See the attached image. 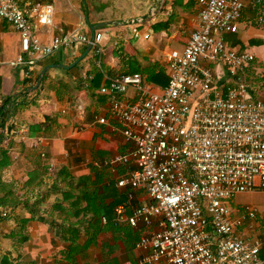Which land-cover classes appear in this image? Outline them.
Here are the masks:
<instances>
[{
	"label": "built area",
	"instance_id": "built-area-1",
	"mask_svg": "<svg viewBox=\"0 0 264 264\" xmlns=\"http://www.w3.org/2000/svg\"><path fill=\"white\" fill-rule=\"evenodd\" d=\"M246 2L197 0L198 10L182 31V51L167 56L164 89L152 88L140 73L110 83L111 113L132 148L113 163L133 167L116 179L132 215L126 217L125 206L119 205L114 222L136 230L157 221L155 230L135 245L137 264H264L263 241L248 236L245 228L256 208L235 217L229 208L238 195L264 192V101L250 97L246 74L255 56L230 48L225 39L238 32ZM58 3L0 0V21L19 34L16 64L26 68L25 77L39 60L90 43L79 31L52 35L46 43L35 36L36 20L53 26ZM142 23L130 25V34L151 41L154 34L144 32ZM102 38V31L94 33L98 68ZM216 66L230 71L231 84L215 88ZM80 82L85 90L107 92L94 87L91 75H82ZM127 88L138 91L140 99L128 103L116 97Z\"/></svg>",
	"mask_w": 264,
	"mask_h": 264
},
{
	"label": "crops",
	"instance_id": "crops-1",
	"mask_svg": "<svg viewBox=\"0 0 264 264\" xmlns=\"http://www.w3.org/2000/svg\"><path fill=\"white\" fill-rule=\"evenodd\" d=\"M58 2L53 26L46 27L41 21L36 20L34 22L35 36L43 43H46L52 35L72 31H79L91 37L92 32L90 27H86L83 31L85 27H82L80 24H74L70 22L69 19L66 20L63 18L62 14L64 12L73 11L74 8L70 5L67 6L64 0H58ZM95 4L98 5L97 1ZM175 6L176 4L173 0H162L161 6L151 15L153 17L147 24V32H152L154 34L151 41L142 38H133L132 35L129 34L130 26H121L115 29L107 27L102 29L103 38L101 45L103 46V52L100 56L101 66L98 68L95 65V69L100 72V75L96 77L91 73H87V75L93 77V83L96 89L105 88L107 90L106 93H99L95 90H85L82 88L80 82L82 75H86L84 73L86 69L93 68L92 63L93 61L95 63V60L98 58L96 57L95 60L93 59L90 62L89 60L92 59V53L89 51L85 55V57L89 56L88 60H83L85 58L83 57L74 64L86 51V44H77L70 50L60 51L53 56L39 60L31 70V73L38 74V78L43 69L49 65L62 64L69 67L74 64L71 68L64 69L70 70L71 77L78 85L77 87H73L70 84L57 82L50 86L47 82L46 85L39 89L40 82L36 90H32L33 86L24 93L23 96H26V99H30L36 95L49 97L53 104V117L33 116L24 106H20V102L16 104L10 116L4 114L9 108L10 103L14 101L13 98L10 101H6V97L13 93L19 94L21 90L20 85H17L15 90L12 89V94L7 95L5 98H0V118L3 117V123H0V131L5 129V125L12 123L17 124V140L18 142L24 143L26 146V152L23 155H15L14 160L25 157L29 164H32L31 160L38 157L39 162L36 161L35 164L32 165L39 174H41V171L43 172V168H45L46 175L48 174L47 177H49L50 180L44 182L54 181V173L60 165L66 166L76 176L89 175L92 172L91 168L97 167L100 168L106 176L115 179V182L118 177L132 170V163L125 165L113 163V158L116 155H127L132 148L125 142L120 131V125L115 117H113L110 110V98L113 94V92L109 90L110 83L112 79L123 75V71L120 59L113 55L112 51L107 47L108 38H115L114 46L120 49L124 48L128 43L135 48L145 49L150 55V68L156 71L163 69L168 75L167 56L173 51L179 53L182 51L184 40L182 31L187 28V23L194 14L191 11L176 12ZM195 7L198 8L197 2ZM161 21L163 23L162 31L156 33L152 25ZM0 30H2L1 33H3L0 39L1 56L2 46L10 47L11 49L9 50L11 53L7 55L10 59H5L4 61L15 59L10 63V66L14 65L16 67L15 69L6 68L5 71L12 74L6 79L1 71L0 74L4 81L7 79H14L16 83L17 80L19 81V79L24 78V73L26 71L24 66H18L16 64L17 56L20 53L19 34L10 25L3 22ZM110 31L117 36H113L112 33V35H108ZM158 36H161L160 41L158 40ZM121 39H126V43L123 44ZM225 39L230 48L248 50L254 54L256 59V62H254L255 65H252L246 71V74L251 77L249 95L254 100L264 101V0H247L246 7L238 21V32L226 35ZM118 51L120 50L118 49ZM128 58L129 67L131 66V68H133V64L136 63V60L132 57ZM213 72L215 88H222L225 84L232 83L230 71L216 66ZM148 85L152 88H157L151 84ZM115 94L118 99L123 100L122 97L124 93ZM4 95L5 94H3V96ZM23 96L20 95V101ZM22 111L28 120L20 124L17 121V114L19 117ZM34 119L38 122L49 123L51 126L47 127V134L45 132H40L30 139L27 137V132L22 134L20 130H27V125L33 122ZM100 119L104 121L100 123ZM41 154H44L43 158ZM43 174L45 173L43 172ZM28 184V181L26 185L14 184V195H18V198H22V194L26 192L25 190H27L29 186H32ZM23 186H26L24 190ZM119 189L125 193L123 189ZM229 208L233 213V217L239 216L237 207L233 202L230 204ZM256 208L259 212L258 219L254 218L252 221L249 220L245 224V228H247L246 232L248 236L260 238L264 243V214L262 213L263 210H260L257 206ZM68 216H71V214L68 213ZM125 216L128 217L129 215L126 213ZM156 222L157 221L154 222L151 228L140 227L137 230H140L143 235L150 234L155 230ZM105 223L106 222H103L102 219V224ZM114 225L120 224H115L114 222ZM76 226L77 223H75V227ZM120 227L122 229H131L128 225H124V223H122ZM2 228L3 227L0 228V231ZM5 228L7 227L5 226ZM7 230L8 229H6V231ZM94 233H98V231L95 230ZM89 234V230L83 228L80 230L79 236L86 239ZM23 235L26 237V245L18 248L22 264H83L84 253H82L81 249H86V253L88 254L87 259L90 261L87 264H137L138 251L131 246L133 239L131 240V236L125 238V232L122 230L119 232L100 230L90 246L85 241L72 242L68 240L63 243L59 242L53 238L47 230H43L41 221L27 226ZM0 264H11V262H1Z\"/></svg>",
	"mask_w": 264,
	"mask_h": 264
},
{
	"label": "trees",
	"instance_id": "trees-1",
	"mask_svg": "<svg viewBox=\"0 0 264 264\" xmlns=\"http://www.w3.org/2000/svg\"><path fill=\"white\" fill-rule=\"evenodd\" d=\"M95 1H100L102 7L94 4ZM173 1L176 4V12L191 11L195 13L198 10L195 7L197 0ZM64 2L67 6L73 7L74 10L64 12L62 14L63 18L69 19L74 24H80L82 27H91L103 22H121L139 18L155 5L156 0H64ZM152 17L147 18L146 22L143 21L144 32L147 31V24ZM152 26L154 31L159 33L162 31L163 23L161 21ZM110 28L115 29L116 27ZM101 31L102 29L96 32ZM114 42L115 38L109 37L107 47L113 55L120 59L122 74L140 73L146 83L156 86L159 90L165 88L169 81L167 73L163 69L156 71L150 68V55L145 49L135 48L129 43L120 49L114 46ZM90 52L92 53V59L89 60L91 62L93 59L95 60L97 55L93 53V49ZM128 57L136 60L133 68L129 67ZM88 59L89 56H86L83 60ZM92 65L93 68H90L91 70L86 69L84 73H91L94 77L99 76L100 72L95 69L94 61ZM37 80L38 74L33 72L28 77L24 76L23 79L17 80V85H20L21 90L19 94H14L8 86V81H4L0 74V97L5 94L3 96L5 98L13 93L6 97V101L14 99L4 114L10 116L16 104L20 102V106H24L33 116L53 117V104L49 97L36 95L26 99V96H23L29 88L36 84ZM47 82L50 86L57 82L70 84L73 87L78 85L71 77L70 70L61 68H50L45 73L39 89ZM20 95L23 96L21 101ZM122 99L128 103L135 102L140 99V94L133 88H127ZM2 118H0V123H3ZM49 126H51L49 123L34 120L26 127L27 137L31 139L40 132L47 134L46 129ZM4 128L3 131H0V187L3 183L1 172L12 166L15 155H23L26 152L25 144L17 140L18 125L12 123L5 125ZM36 161L39 162L38 157L31 160L32 164H35ZM91 171L89 175L76 176L66 166L60 165L54 173L53 182H44L35 187L38 193L34 200L27 199L26 192L22 194V198H18V195L15 196L14 184L10 185L8 191H0V206L2 207H0V228L6 226L8 229L5 232L0 231V263L22 264L18 248L26 245V237L23 233L27 226L39 221L42 222V227L46 228L47 232L61 243L68 240L72 242L85 241L90 246L100 230L111 232L122 230L125 232V238L131 236V240L133 239L131 246L135 248L136 243L143 235L142 232L132 228L130 230L127 228L122 229L121 224L114 225V211L119 205L125 206L128 217L132 215V210L127 204L126 194L117 187L115 179L106 176L100 168L93 167ZM35 188L33 187V189ZM252 206L256 208L255 205L237 203L238 215L245 214ZM69 212H71V216H68ZM254 217L256 219L259 217L257 208ZM103 218L106 219L105 224H102ZM75 223H77L76 227ZM83 228L88 229L90 232L86 239L79 236L80 230ZM95 230L98 233H94ZM81 251L84 253L83 264L89 263L86 249H81ZM262 253L264 254V243L260 254Z\"/></svg>",
	"mask_w": 264,
	"mask_h": 264
},
{
	"label": "rangeland",
	"instance_id": "rangeland-1",
	"mask_svg": "<svg viewBox=\"0 0 264 264\" xmlns=\"http://www.w3.org/2000/svg\"><path fill=\"white\" fill-rule=\"evenodd\" d=\"M95 2H94V4H95ZM97 3H98L97 6L101 5L100 1H97ZM161 4H162V0H159V5L161 6ZM101 7H102V5H101ZM148 19H149V17H148ZM1 26H2V21H0V27ZM85 29H86V27L83 29V31ZM126 29H128V28H126ZM1 32H2V30H0V39H1V36L3 34ZM160 39H161V36H158V40L159 41H160ZM3 44H4V42H3ZM161 46H162V44H161ZM9 49H11V48L8 47V46L7 47L2 46V56H1V51H0V71L3 73L5 79L10 77V75H12V74H9L8 71L7 72L5 71L6 68L7 67H9L11 69H15L16 68L14 65L10 66V63L12 61H14L15 59L4 61L5 59H10L7 56L8 54L11 53V51ZM254 62H256V59H255ZM252 65H255V63H253ZM7 80H8V83H9L8 86L11 89L15 90L17 88L16 87L17 86V82L15 83L14 79H7ZM154 91L157 92L158 90L155 89ZM2 97H3V95H1L0 98H2ZM24 112H25V110H24ZM24 112L22 111L20 113L19 117H18V114H17V118H18L17 121L20 124H23L24 122H26L28 120V118L24 116ZM43 172L45 174H43ZM43 172L41 171V174L37 173L36 168L33 167L32 164H29V162L25 159V157L18 158V159L13 161L12 166L9 169L1 172V176H2L1 179H2L3 183H1L2 186L0 187V191H4V192L8 191L10 185H12V184H15V185H20V184L26 185V183L28 181V183L30 185H32V186H29V188L27 190H25L26 191V197L29 200H34L35 197L37 196V193H38L35 187L38 184H41L42 182H44L46 180L47 181L50 180V178L47 177L48 174L46 175L45 168H43ZM49 173H50V170H49ZM25 187L26 186H23V190L25 189ZM33 187L35 189H33ZM232 201H233L234 205H237V203H242V204L243 203H247L248 205H255V206L259 207L260 210H263L262 213L264 214V192H257V193H254V194L238 195L234 199H232ZM69 213L71 214V212H69ZM42 228H43V230L44 229L46 230V228H44V227H42ZM6 229L7 228H5L3 226L1 231H6ZM261 257H264L263 253L261 254Z\"/></svg>",
	"mask_w": 264,
	"mask_h": 264
},
{
	"label": "water",
	"instance_id": "water-1",
	"mask_svg": "<svg viewBox=\"0 0 264 264\" xmlns=\"http://www.w3.org/2000/svg\"><path fill=\"white\" fill-rule=\"evenodd\" d=\"M159 6H160L159 5V0H156L155 5L145 15H143V16H141L139 18L128 19V20L121 21V22H103V23H99V24H97L95 26H91L90 27V30H91L92 34H91L90 43L87 45L86 51L82 54V56L74 64H76L79 60H81L83 57H85V55L89 51H91V49H92V42H93V39H94V33H95V31H97L99 29L107 28V27L129 26V25H132L133 23H136L138 21H145V20H147L148 17H150L153 13H155V11H157V9H158ZM74 64L71 65V66H69V67H66V66H64L62 64L49 65V66L45 67L43 69V71L41 72V74H40V76H39V78H38V80H37V82L34 85V87H33L32 90H36L38 88V86H39V84H40V82H41V80L43 78L44 73L46 71H48L50 68H61V69L66 68V69H69L72 66H74Z\"/></svg>",
	"mask_w": 264,
	"mask_h": 264
},
{
	"label": "clouds",
	"instance_id": "clouds-1",
	"mask_svg": "<svg viewBox=\"0 0 264 264\" xmlns=\"http://www.w3.org/2000/svg\"><path fill=\"white\" fill-rule=\"evenodd\" d=\"M96 32V31H95ZM91 38V37H90Z\"/></svg>",
	"mask_w": 264,
	"mask_h": 264
}]
</instances>
